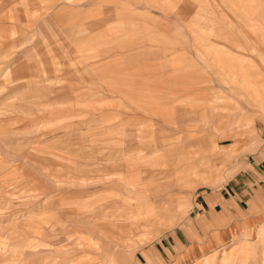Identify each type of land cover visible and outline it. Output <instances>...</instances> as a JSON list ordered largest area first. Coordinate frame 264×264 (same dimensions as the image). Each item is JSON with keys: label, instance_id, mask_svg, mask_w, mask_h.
<instances>
[{"label": "rangeland", "instance_id": "obj_1", "mask_svg": "<svg viewBox=\"0 0 264 264\" xmlns=\"http://www.w3.org/2000/svg\"><path fill=\"white\" fill-rule=\"evenodd\" d=\"M263 149L264 0H0V264H264L193 211Z\"/></svg>", "mask_w": 264, "mask_h": 264}, {"label": "crops", "instance_id": "obj_2", "mask_svg": "<svg viewBox=\"0 0 264 264\" xmlns=\"http://www.w3.org/2000/svg\"><path fill=\"white\" fill-rule=\"evenodd\" d=\"M245 166L246 170L243 175L230 181L227 186L210 193L199 194L193 209L197 215L195 221L198 224L196 231L199 237L212 236L214 239L225 240L233 234L232 227L242 216L250 218L260 215L263 211L264 149L259 152L253 163H247ZM191 169L184 170L183 168L179 179L184 180L194 173ZM195 174L198 175L197 172ZM186 233V230H183V237L176 233L173 237L167 238L165 246L172 250L173 245L170 241L174 240L177 249H184L189 241Z\"/></svg>", "mask_w": 264, "mask_h": 264}]
</instances>
